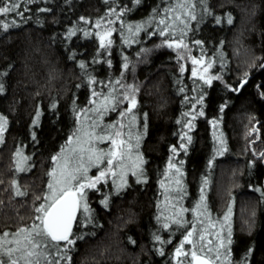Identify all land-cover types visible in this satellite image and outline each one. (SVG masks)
<instances>
[{
	"label": "trees",
	"instance_id": "1",
	"mask_svg": "<svg viewBox=\"0 0 264 264\" xmlns=\"http://www.w3.org/2000/svg\"><path fill=\"white\" fill-rule=\"evenodd\" d=\"M188 3L195 4L190 9L195 20L181 15ZM188 3L31 0L21 4L23 18L0 16V24H10L0 27V116L7 120L0 142V237L35 224L53 158L80 122L102 114L104 126L118 121L124 94L134 93L140 181L131 175L120 191L109 182L89 190L90 211L86 216L79 210L70 236L75 243L59 242V252L52 248L53 263L189 264L190 255L181 260L176 249L195 225L193 244L202 232L203 243L224 242L219 264H264V0ZM136 25H143L138 34ZM166 25L172 27L161 36ZM107 29L113 30L106 37L112 44L101 48L98 34ZM170 37L182 39L186 47H168ZM191 56L203 57L219 79L210 85L195 79ZM92 79L95 83H89ZM94 90L99 95L93 96ZM110 92L109 113L92 111ZM213 121L224 133L222 153ZM17 152L28 158L24 172L17 171ZM179 208L188 210L181 214L182 225L173 222ZM229 208L230 225L224 220ZM191 250L185 243L183 251ZM206 250L202 255L210 257Z\"/></svg>",
	"mask_w": 264,
	"mask_h": 264
},
{
	"label": "snow or ice",
	"instance_id": "2",
	"mask_svg": "<svg viewBox=\"0 0 264 264\" xmlns=\"http://www.w3.org/2000/svg\"><path fill=\"white\" fill-rule=\"evenodd\" d=\"M22 2H31V0H4L3 6H0V16H8L12 13L23 18V12L21 9ZM139 2V0H137ZM188 3V0H185ZM180 8H185V4L178 5ZM195 4L188 3V7L185 9V12L181 15H187L189 19L195 20L196 16L193 14L190 9L194 8ZM27 11V9H25ZM41 11H45V9H41ZM112 11H115L113 9ZM166 11L174 12L175 8L168 9ZM205 11L207 9L205 8ZM122 14V13H121ZM181 15H177L175 17L176 20H181ZM113 21L109 20L108 23H112ZM184 23V26L187 27L186 21L181 20ZM219 19H217V23H219ZM159 23L161 25L166 24V20L161 18ZM228 23H232L231 16L228 17ZM97 26L101 24V21L96 22ZM16 21L13 19L11 21V26H15ZM10 26L9 23H2L0 27L7 29ZM143 25H136L134 34H138L139 31L142 29ZM172 27V25H166L165 28L159 30V34L161 36H165L168 34V29ZM129 32H133V26H128ZM112 29H107L103 35H99L100 38V47L101 48H109L112 44L111 39H106V37H110L112 33ZM183 31V30H181ZM74 34L70 32L69 35ZM128 40H125V43H128ZM168 47H173L174 44L176 47L185 46L183 45V40L175 41L174 37H170L169 41H166ZM197 43H200L197 41ZM186 47V46H185ZM203 57L200 60L196 58H192L193 64L201 63ZM110 63V62H109ZM211 64H209V67ZM81 68H84L85 65L81 64ZM127 68V63L124 65ZM207 68L204 69V72H207ZM183 71V68H181ZM197 72L196 69L193 68L192 76H196ZM200 79L203 80L206 84H211L212 80L219 79L217 76L205 77L203 75L200 76ZM89 83H95V80L92 79ZM117 84L120 81H116ZM247 83L246 80L242 81L239 87H243L244 84ZM0 91H3V86L0 85ZM99 95L95 90L93 91V96ZM112 95L111 92L103 96V100L97 108L92 109V111H97L99 108H103L104 111L108 110V105L112 102ZM124 99H129L127 93L124 94ZM199 102V101H198ZM95 103V101H93ZM135 98L133 97L130 101V107L126 110L127 112H131L132 108L135 107ZM113 110L114 106H113ZM87 111V110H85ZM193 111H195V105H193ZM199 115H203V111L201 110ZM126 115L125 112L121 113V118ZM185 116L190 115V113H184ZM39 116H37V119ZM196 118L195 115H192V119ZM131 120H135V116L131 117ZM119 124V121L117 122ZM215 124V121H213ZM7 120L5 117L0 116V142L3 141V133L6 129ZM187 127L191 128V122L189 121L186 125ZM99 127L98 121H93L88 127L83 129H77V133H82V135H76L77 147L71 149V154L69 156H62L63 163L57 165L59 169V173H57V168H54L52 172L49 173L53 180L49 182L48 189L49 194L44 197L45 203L41 204L39 207L36 208V212L40 213L36 217V220L40 221V224H33L31 228H21L17 231L14 236L13 240H5L4 237L9 236V233H4L3 237H0V264H52V261L47 259V256L51 253L52 248H56L57 252L61 251L59 248V242L64 241L67 245H72L75 243V239H70L72 235V224L73 221L76 219L77 212L83 208V213H89V207L86 203V197L84 195L85 188H95L98 183L104 181L107 183L105 179L106 176L111 173L113 176L116 175V172L113 170V164L116 162V167L121 170L120 176L123 182L124 176H126V172L124 168L126 167L124 164V159L126 156L130 158V153L132 149L131 143L128 141L131 140V133L128 134V141L124 139H120L124 133H122L116 124H109L104 126L102 131L98 134L96 132V128ZM124 125L120 124V128H123ZM93 140H99L101 142L108 140L111 142L112 147L107 151L98 150L94 144ZM138 140L137 137V147H138ZM188 142H191V137H188ZM72 143V140L69 139V144ZM222 143V141H221ZM181 148H184L185 145L182 143L180 145ZM226 150V149H223ZM172 151L175 153L177 150L173 148ZM17 156H22V153L17 152ZM264 157V153L260 154ZM106 166L99 171V174L95 177H89L87 175L88 170L92 166H96L99 168L101 164L105 163ZM23 160H27V157H22ZM54 160L58 159L56 157L53 158ZM139 159V157H138ZM169 167H175L174 165L169 162ZM18 171H23L24 169L19 166L18 162ZM177 173L180 172V168H176ZM133 175H136V172L133 171ZM138 182L140 181V177H137ZM116 181L114 180L113 183ZM177 183H180L177 180ZM207 184V181H205ZM178 191H180L178 189ZM203 192V189L201 190ZM17 195H24L23 192L17 190ZM204 197L201 196V201H203ZM106 203V201H105ZM201 207L200 204L196 205V208L199 209ZM188 211L187 209H181L180 213L176 214V218L174 219V223L178 225H182L185 221L181 218V214L183 212ZM195 212V210H194ZM231 216V208L228 209V212L224 216V220L228 221ZM164 227L167 228L169 225L167 223L164 224ZM196 231L195 225H193L192 229L187 232L184 237V240L181 242L180 247L176 249V256L179 257L181 255L191 257L189 264H213L214 259H219L220 253L216 251L215 257H209L207 255H202L204 253V246L202 245L199 249L196 248V245L193 244L191 237L193 233ZM206 231V229L204 230ZM25 233L23 237L21 234ZM229 240L228 243H231L230 236L231 231L229 230ZM203 232L199 236V240H204ZM157 240H160V237H156ZM55 242V243H53ZM164 243V241H161ZM192 245V250L190 252L183 251L184 244ZM211 243V241H209ZM5 245H14L5 247ZM224 242L221 241L219 247H223ZM63 251L66 253L67 248H64ZM214 249L209 248L208 252H213ZM200 253V255H198ZM161 254H163L161 252ZM70 260V257H67ZM56 264H59L57 261Z\"/></svg>",
	"mask_w": 264,
	"mask_h": 264
},
{
	"label": "rangeland",
	"instance_id": "3",
	"mask_svg": "<svg viewBox=\"0 0 264 264\" xmlns=\"http://www.w3.org/2000/svg\"><path fill=\"white\" fill-rule=\"evenodd\" d=\"M192 58H193V56L188 57L187 59H192ZM197 60H200V58H198ZM190 63L192 65V71H193V68H195L196 69V72H197V75L194 78L197 79L202 84H206V83L203 80L200 79V76L201 75L205 76L206 78L207 77L214 76V74H212L211 68L209 67V64L206 63V61L204 60V58H203V60H202L201 63H197V64L194 65L193 62H192V60L190 61ZM205 68L208 69L207 72H204V69ZM133 97L135 98L134 93L129 96V99L125 100V103H122L123 112H125L126 115H124L123 118L120 117L118 119L119 124L117 123L118 121H116L115 119H114L115 120L114 123L113 122H110L111 120H108L109 123L107 124V125H109V124H116L117 125V128L122 133H124V135H122L120 137V139H124V140L128 141V134H129V132L131 133V140L128 141V142L131 143L132 149H131V153H130V158L128 156H126L125 159H124V164L126 166L124 168V171L127 174H126V176H124L123 182H122L121 176H120L121 170L116 167V162H114V164H113V170L116 172V175L113 176L111 173H109L106 176V178H105L107 180V182H109L112 185L114 191H120L123 188H125V186L127 185L129 176L132 175V176L138 177L137 175L140 173V170H141V154L138 151V147L139 146L137 147V143L133 142V139L136 138V133H137V127L135 125V120L134 121L131 120L132 112H133V110H134L135 107L132 108V111L131 112H127L126 111L130 107V101H131V99ZM95 105H96V103H95ZM110 105H111V103H110ZM97 106H98V104L96 106H94L93 109L97 108ZM109 108H110V106L108 105V110H109ZM108 110L106 111L107 114L109 113ZM104 116H105L104 114L97 115L92 120V122L95 120V121H98V123H99V127L96 128V132L98 134L101 132V129L104 127ZM85 118H86V120L88 122V120H89L90 117L86 115ZM92 122L86 123L85 121H82V122H80L81 124L78 125L79 127H77V129H83L85 127H88ZM120 124H123L124 127L123 128H120ZM77 129L75 130V133L74 134L82 135V133H77ZM212 129H213V133H214V140H215L216 144L218 145V147H220V151H221L220 153H222V151H224L223 149H225V143H226V141H225L224 133L221 130L220 123L219 122H216L215 124H213L212 125ZM71 140H72V143L69 144V142H68V144L66 145L64 151L61 153V155L59 157H57L58 159L55 160V163L53 165V168H52L51 172L53 171L54 168H57V165H60V164L63 163L62 156H69L71 154V149L77 147L76 135H73L72 138H71ZM221 141H222V143H221ZM93 144H94V146L98 150H104V151H107L108 149H110L112 147L111 142L108 141V140H105L103 142H101L99 140H93ZM22 157H26V156H24L22 154V156H18L17 159H16V168L18 169V162H19V166L24 169L23 171H19V172H24V171H26L28 169V167H27V160H23ZM138 157H139V159H138ZM106 160H107V158H105V163L104 164H101L99 166V168L96 167V166L90 167L89 170H88L87 175L89 177H95L96 175H98L99 174V171L106 166ZM133 171L136 172V175H133L132 174ZM57 173H59V169L58 168H57ZM175 177L178 178V175H175ZM52 180H53V177H51L49 175V177H48V183H47V192L45 193V196L49 194L48 184ZM114 180L116 181L115 183H113ZM98 184H105V182L104 181H101ZM175 186H176V188L178 187V185H175ZM16 188L18 189V185H17ZM92 189H94V188H85L84 189V195L86 197V203H87L88 207H89L88 193H89V190H92ZM43 203H45V200L43 201ZM81 210L83 211V208L82 207H81ZM178 210H179L178 212H180V208ZM85 215L87 216L88 214H85ZM231 216H232V212H231ZM231 216H230L229 220L227 221V222H229V225L231 223ZM35 224L39 225L40 224V221L37 220L35 222ZM7 233H9V232H7ZM15 233L16 232L9 233V236L4 237V239L5 240H13L15 238V236H14ZM24 235H26V234L25 233H22L21 234V237H23ZM1 237H3V236H1ZM198 244L203 245L204 247L207 248V250L209 248L214 249L213 252H209L210 257H215L216 251H218L220 253L219 259H214L213 260V263L214 264H219L220 260L223 259V257H224L223 251H224V248H225V244H224V248L222 247L223 248V251L219 247L220 242H219V244L217 243L215 245V247H213V245H210V244H208L206 242L203 243L201 241H199ZM8 246H14V245H5V247H8ZM184 257H185L184 255H181V260L184 259ZM47 259L50 260V261H52V264H54L53 263L54 262L53 261L54 259L52 258V254L51 253L47 256ZM21 264H23V262H21Z\"/></svg>",
	"mask_w": 264,
	"mask_h": 264
},
{
	"label": "water",
	"instance_id": "4",
	"mask_svg": "<svg viewBox=\"0 0 264 264\" xmlns=\"http://www.w3.org/2000/svg\"><path fill=\"white\" fill-rule=\"evenodd\" d=\"M78 213H79V211L77 212V214H76V219L73 221V224H72V232H73V229H74V226H75V223H76V221H77V216H78ZM214 264V263H213Z\"/></svg>",
	"mask_w": 264,
	"mask_h": 264
}]
</instances>
